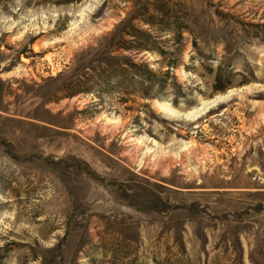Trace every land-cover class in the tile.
I'll list each match as a JSON object with an SVG mask.
<instances>
[{
    "label": "rangeland",
    "instance_id": "374dc122",
    "mask_svg": "<svg viewBox=\"0 0 264 264\" xmlns=\"http://www.w3.org/2000/svg\"><path fill=\"white\" fill-rule=\"evenodd\" d=\"M0 264H264V0H0Z\"/></svg>",
    "mask_w": 264,
    "mask_h": 264
},
{
    "label": "bare ground",
    "instance_id": "6f19581e",
    "mask_svg": "<svg viewBox=\"0 0 264 264\" xmlns=\"http://www.w3.org/2000/svg\"><path fill=\"white\" fill-rule=\"evenodd\" d=\"M96 0H93L95 2ZM92 10V4H86L79 12V18L80 20L83 19L86 15V13H89ZM234 94V90H230L227 94L225 95H219L214 97L211 100L203 101L198 104L197 107L192 108L189 111L185 112H179L175 109H173L168 103H162L159 104L160 110L173 118H179L183 121H195L198 118H200L202 115H204L206 112L214 108L216 105L220 103H224L225 101H228L229 97Z\"/></svg>",
    "mask_w": 264,
    "mask_h": 264
}]
</instances>
